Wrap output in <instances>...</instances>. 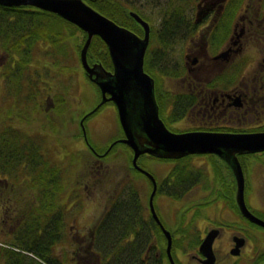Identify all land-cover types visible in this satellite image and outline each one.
I'll use <instances>...</instances> for the list:
<instances>
[{
    "label": "flooded vegetation",
    "instance_id": "obj_1",
    "mask_svg": "<svg viewBox=\"0 0 264 264\" xmlns=\"http://www.w3.org/2000/svg\"><path fill=\"white\" fill-rule=\"evenodd\" d=\"M156 6L157 28L167 25L169 13L180 30L173 40L171 69L146 70L154 77L160 117L175 132H198L220 141L219 148L171 158L144 153L173 161L167 174L155 177L157 186L142 171L149 186H113L112 167H106L104 157L123 143L119 139L125 132L117 121L115 144L104 152L93 150L99 169L85 175V186H80L85 195L79 193L98 192L111 202L89 228L91 234L81 244L75 241L73 264H102L89 238L107 212L111 218L124 210L120 235L127 238L124 247L131 256L122 255L118 264H264V223L258 221H264V148L250 151L240 143L264 134V0H158ZM130 9L136 11L133 5ZM145 16L151 32L157 29ZM107 104L119 116L116 103L108 100L85 121ZM217 149L240 163L243 185ZM102 180L105 186H97Z\"/></svg>",
    "mask_w": 264,
    "mask_h": 264
},
{
    "label": "trees",
    "instance_id": "obj_2",
    "mask_svg": "<svg viewBox=\"0 0 264 264\" xmlns=\"http://www.w3.org/2000/svg\"><path fill=\"white\" fill-rule=\"evenodd\" d=\"M86 1L118 23L131 28L140 35L144 34V27L131 15L130 8L134 4L132 0ZM133 9L146 17V14H143L136 4L133 5ZM168 11H170V3ZM165 23H167L165 27L152 29L151 32V43L145 61V69L150 73L156 69H171L173 40L180 30L174 24L173 19L171 20L169 13L166 15ZM78 31L79 34H77ZM78 35H82L80 45L72 38ZM86 38L85 30L58 14L33 6L0 5L1 47L10 55L9 61L12 64L15 62L7 71L9 80L19 72L20 80L29 76L26 74L29 73L27 71L31 63L41 61V57H36L37 51H35V47L40 48L39 44L42 48H46L45 55L49 54L52 61L60 62L59 58L52 56L53 50L62 48L63 52L68 55L71 52L70 45H77L81 49ZM90 46L88 59L91 63L101 62L106 68H113L109 47L100 36L96 35ZM167 46L170 47L168 51ZM8 67L10 68V65ZM83 71L89 79L85 70ZM28 79L31 80L30 84H34L32 76ZM20 104V107L24 106V103ZM23 113V118L29 120V114L25 111ZM3 116L0 113V178L8 181L9 185L12 184L11 189H13L3 184L5 187L0 192V201L3 203L4 210L1 223L12 219L11 229H8L6 237L0 240V262L2 264H73L75 260L71 257L69 245L66 243L76 245L70 228H68V218L75 217V215L70 213L63 197L75 193V190L71 189L78 185L74 179L85 162L84 153L80 149H75L73 152L81 155L73 154L75 158L66 159L71 165L80 159L74 179L67 184L63 169L66 162L58 161L42 150V141L40 139L38 141L37 137H31L30 133L23 130L12 129L6 122L7 116L5 115V118ZM53 128L58 131L56 125ZM80 135L84 136L83 128ZM115 147L116 145L113 149ZM130 151L132 163V148ZM132 169L137 170L134 167ZM68 186L71 187L65 190ZM131 186H134L132 182ZM15 189L17 192L12 193ZM3 199L5 201H2ZM13 201L17 203L13 204ZM110 214L111 212H107L102 217L100 224L95 228L94 238L90 237L88 241L90 246L97 251L96 257L102 264H118L121 262L122 255H129L124 247V244L129 242L127 238L120 235L123 230V220L127 217L126 210L114 216L112 214L111 218ZM63 244L66 248H63Z\"/></svg>",
    "mask_w": 264,
    "mask_h": 264
},
{
    "label": "rangeland",
    "instance_id": "obj_3",
    "mask_svg": "<svg viewBox=\"0 0 264 264\" xmlns=\"http://www.w3.org/2000/svg\"><path fill=\"white\" fill-rule=\"evenodd\" d=\"M132 1L134 2L133 5L136 4L144 14L149 16L150 21L157 28L160 22V16L158 15L159 8L156 6L158 0ZM20 6H33L45 10L34 5ZM77 34H79V31ZM81 36H72V38L74 42L80 45L82 43ZM84 44L85 42L82 44V47ZM39 46L40 48L35 47V51H37L36 57H41V61H38V63L35 61L32 62L30 69L27 71L29 73L26 72V75H29L28 77L32 76V80H34V84H30L31 80L28 77L23 80L19 79L20 72L18 74L16 73L17 75H14L9 80L7 71L11 69L13 64L9 61L10 55L2 49L0 43V113L4 115V118L5 115L7 116L6 122L12 129L23 130L30 133L32 135L31 137H37L38 141H42V150H45L52 158L66 162L63 169L65 183L67 184L70 180L74 179L76 168L80 164V159L72 163V165L66 159L68 157L71 159L75 158V156H72L73 154L81 155L78 152H73L75 149H80L84 153L85 162L78 170L77 179H74L78 183L77 186L79 188L76 189L77 187H73L71 190H75V193L68 197H63L64 202L68 204L70 213L75 215V217H72L69 214L71 217L68 218V228H70L72 239L74 241L79 239L81 244L82 238L88 237L91 234L89 228H92L100 219L105 208L111 202L106 196L100 199L98 192H90L86 197L79 195V193L85 195L83 189L80 188V186H85L83 183L87 181L85 175L93 173L96 170L95 166H98L95 164L96 159L91 147L97 152H104L105 149L110 148L111 142L119 134L116 123L117 121L119 123L120 118L117 116V111L112 104L104 105L98 112L92 114L85 121L88 141L85 136L80 135L83 128L81 125L82 114L84 115L85 112L88 113L92 110L102 98V93L98 91L96 84L87 79L84 74L83 70L85 68L80 57L82 48L79 49L77 45L72 44L70 45L71 52L68 55L63 52L62 48H56L52 51V56L59 58L60 62H57L52 61L49 54L48 56L45 55L44 51L46 48H42L41 44ZM169 49L170 47L167 46L166 50L168 51ZM171 54L174 53L171 52ZM20 64L22 65V63ZM8 65H10V68ZM36 65H39V67H35ZM86 74L88 76L87 72ZM20 103H24V106L20 107ZM10 107H13V109H10ZM25 107L27 109H24ZM24 111L29 114V120L23 118ZM54 125L57 126L58 131L54 130ZM105 160L110 164L112 163L110 166L107 163L106 167H112L109 168L111 171L109 174L114 177V181L112 182L113 186H124L127 183L131 185V182L134 186H141L140 184L142 183H145L144 186H149V179L137 170L132 169L131 151L127 144H116V147L111 150V153L105 155ZM172 162L147 158L142 155L138 159V163L143 168L151 171L158 180L168 173L172 167ZM3 184L7 185L10 189L13 186L12 184L9 185L10 183L8 181L0 178V192L5 187ZM97 186H105V180H102ZM106 186H109V184ZM70 187L68 186L65 190ZM20 188L22 189L24 187ZM16 192V189L12 191V193ZM2 201H5V199ZM16 203L13 201V204ZM2 205L3 203L0 201V240L2 237H6V231L11 229L10 223L12 224V219L8 222L1 223L4 214ZM76 217H78V220L74 221ZM66 245H69L68 249L70 251L75 246L71 243H66ZM66 245L63 244V248H66ZM0 264L2 263L0 262Z\"/></svg>",
    "mask_w": 264,
    "mask_h": 264
},
{
    "label": "water",
    "instance_id": "obj_4",
    "mask_svg": "<svg viewBox=\"0 0 264 264\" xmlns=\"http://www.w3.org/2000/svg\"><path fill=\"white\" fill-rule=\"evenodd\" d=\"M0 5H34L58 13L86 31L87 38L80 57L88 76L100 87L102 99L81 120L84 136L88 141L85 118L106 101L113 100L125 132V137L119 141L132 148L133 165L146 173L154 186H157L154 174L138 163L139 157L144 153L171 158L219 148L216 145L220 141H211V137L198 132H175L160 117L154 77L144 67L151 39V25L138 12L132 11L131 14L144 26L143 36L118 23L85 0H0ZM95 35H100L107 43L113 60V69L106 68L101 62L88 61V50ZM240 143L244 145L243 148L250 151L264 148L262 146L264 134L249 136ZM91 148L95 151L93 147ZM217 150L233 164L239 182L243 185L244 175L240 163L220 149ZM242 190L243 186H240L239 192L242 193ZM153 210L159 220L154 206ZM258 221L264 223L262 219Z\"/></svg>",
    "mask_w": 264,
    "mask_h": 264
},
{
    "label": "bare ground",
    "instance_id": "obj_5",
    "mask_svg": "<svg viewBox=\"0 0 264 264\" xmlns=\"http://www.w3.org/2000/svg\"><path fill=\"white\" fill-rule=\"evenodd\" d=\"M95 152H97V151L95 150Z\"/></svg>",
    "mask_w": 264,
    "mask_h": 264
}]
</instances>
